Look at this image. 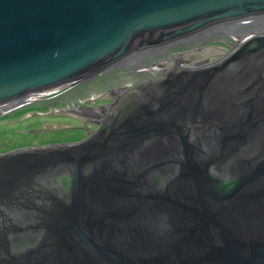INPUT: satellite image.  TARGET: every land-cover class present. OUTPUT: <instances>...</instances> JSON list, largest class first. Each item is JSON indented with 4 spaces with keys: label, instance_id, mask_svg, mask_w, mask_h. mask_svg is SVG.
<instances>
[{
    "label": "water",
    "instance_id": "95a60500",
    "mask_svg": "<svg viewBox=\"0 0 264 264\" xmlns=\"http://www.w3.org/2000/svg\"><path fill=\"white\" fill-rule=\"evenodd\" d=\"M60 111L0 149V264H264V0H0V122Z\"/></svg>",
    "mask_w": 264,
    "mask_h": 264
},
{
    "label": "rangeland",
    "instance_id": "374dc122",
    "mask_svg": "<svg viewBox=\"0 0 264 264\" xmlns=\"http://www.w3.org/2000/svg\"><path fill=\"white\" fill-rule=\"evenodd\" d=\"M85 126L82 116L66 111L32 112L0 122V149L80 140L88 135Z\"/></svg>",
    "mask_w": 264,
    "mask_h": 264
},
{
    "label": "flooded vegetation",
    "instance_id": "af4514ba",
    "mask_svg": "<svg viewBox=\"0 0 264 264\" xmlns=\"http://www.w3.org/2000/svg\"><path fill=\"white\" fill-rule=\"evenodd\" d=\"M117 70V69H116ZM116 70H114V71H116ZM128 70V69H127ZM130 70V69H129ZM120 71H122V70H120ZM131 71V70H130ZM132 72V71H131ZM122 73H124V72H122ZM122 75V74H121ZM100 77V76H99ZM97 80H99V79H97ZM115 81H113V83H114ZM87 82H85L83 85H77V86H75L73 89H72V93H73V91H78L79 89H82L84 86H85V84H86ZM99 85H101V84H96V85H94V86H99ZM86 89H88V88H86ZM71 91V90H70ZM70 91L68 92V93H70ZM58 99H56L55 101H57ZM115 101V100H114ZM113 101V102H114ZM112 102H109V104H111ZM85 128H86V130H87V132L89 133V131H91L90 129H94V128H90V129H88V127L87 126H85ZM95 130V129H94Z\"/></svg>",
    "mask_w": 264,
    "mask_h": 264
},
{
    "label": "bare ground",
    "instance_id": "6f19581e",
    "mask_svg": "<svg viewBox=\"0 0 264 264\" xmlns=\"http://www.w3.org/2000/svg\"><path fill=\"white\" fill-rule=\"evenodd\" d=\"M66 112L73 113V114H75V115H79L80 117L82 116L81 113H80V111H66ZM55 113H56V114H62V113H64V111L55 112ZM82 118H83V117H82ZM88 129H89V127H88Z\"/></svg>",
    "mask_w": 264,
    "mask_h": 264
}]
</instances>
